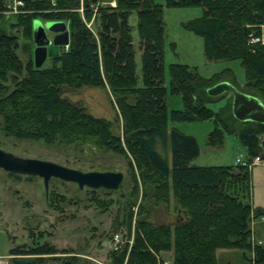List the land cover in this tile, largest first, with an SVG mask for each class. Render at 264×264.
I'll list each match as a JSON object with an SVG mask.
<instances>
[{"label":"trees","instance_id":"trees-1","mask_svg":"<svg viewBox=\"0 0 264 264\" xmlns=\"http://www.w3.org/2000/svg\"><path fill=\"white\" fill-rule=\"evenodd\" d=\"M7 1L0 0V113L4 133L49 145H89L95 151H112L127 159L132 187L123 220H127V236L132 235V242L110 250V263L161 264L160 254L167 252L171 264H219L218 249H237L252 254L244 257L249 264H264V247L251 238V221L264 215V208L251 204V168L241 164L191 165L199 153L195 138L176 128L167 129L169 119H212L208 144L220 146L225 132L235 134L248 158L260 155L264 159V123L237 120L230 102L219 111L207 106L217 99L207 89L226 81L223 77L230 74L229 69L203 77L196 67L171 63L168 91L180 95L183 109L168 113L161 4L154 0H115L111 7L99 4L100 0H82L81 16L77 11L81 0H54V6L50 0H24V12L14 15L15 22L10 24L13 33L2 26ZM166 5L202 9L199 17L184 26L203 37L206 61L238 60L247 90L238 89L264 104V46H256L253 52L248 44L250 31L258 30L253 26L264 23V0H166ZM132 11L136 12L141 50L140 86L128 23ZM92 17L95 33L86 23ZM39 19L67 22L70 42L67 49L50 58V66L36 68L30 54L23 62L17 49L19 36L32 40V23ZM26 47L29 42L22 45ZM229 82L236 87L234 79ZM85 86L108 89L121 119V133L111 121L93 116L62 95V89ZM139 187L141 199L137 202L133 197ZM95 190H91L92 199L107 205L96 198ZM171 201L174 221H152V210L159 206L169 210ZM52 251L43 244L28 254Z\"/></svg>","mask_w":264,"mask_h":264},{"label":"rangeland","instance_id":"rangeland-1","mask_svg":"<svg viewBox=\"0 0 264 264\" xmlns=\"http://www.w3.org/2000/svg\"><path fill=\"white\" fill-rule=\"evenodd\" d=\"M154 1L161 4L163 8L165 30L163 83L167 88L168 113L171 110L183 109L180 95L171 94L168 91L171 63L196 67L203 77H210L214 73L229 69L230 74H226L223 77L224 80L229 82L234 79L237 88L247 90L244 86L245 72L240 62L238 60L207 62L204 56L203 37L184 26L202 14L200 7H169L166 5V0ZM3 13L5 18L2 26L6 31L14 33L10 24L15 22L16 14L7 10ZM92 22L93 17L86 23L95 33ZM128 23L132 28L136 75L140 86L142 84L141 50L138 47L139 35L135 11L130 13ZM66 24L68 26L67 22ZM18 41L17 54L22 61L26 62L29 54L33 58L32 40L19 36ZM25 42H29V48H22ZM51 63V59L47 57L42 66H50ZM62 95L81 104L93 116L111 121L115 131L122 132L121 119L107 88L89 86L79 90L65 88L62 89ZM216 98L215 102L207 105L213 111H219L227 102L231 103L232 96L229 92H225ZM2 117L0 113V149L19 157L52 161L82 171H120L123 174V180L116 190L101 188L95 190L96 198L108 202L107 205L101 206L96 199H92L93 194L90 188L79 189L75 183L51 178L48 192L45 193L41 178L24 175L14 177L0 168V264H21V262L26 264H111L109 251L112 250L110 245L112 236L118 234L122 240H125L120 245L121 249L125 244L130 245L132 242V235L127 236V220H123L124 208L132 187L127 159L112 151H95L89 145L83 147L49 145L42 140L7 135L2 129ZM213 127L212 119L185 122L169 119L167 122L168 131L176 128L181 133L195 138L199 153L191 159V165H237L235 159L239 154L244 159L248 158L246 149L235 134L225 132L220 146L208 144V135ZM166 156L170 165L169 147ZM250 191L251 204L256 208H264V159L263 163L251 166ZM133 199L140 201L141 187ZM172 205L171 201L169 210H166L164 206L152 210L151 220L156 223H172L176 216ZM134 210L136 211V207ZM262 217L264 219V216ZM133 224L134 219L132 226ZM43 244L52 247L54 251L28 254L33 253L30 252L32 248ZM12 249L18 250V253H12ZM165 254L170 255L167 252ZM245 254L249 257L250 252L245 251ZM238 260L242 264H249L246 259L240 260L238 257Z\"/></svg>","mask_w":264,"mask_h":264},{"label":"water","instance_id":"water-1","mask_svg":"<svg viewBox=\"0 0 264 264\" xmlns=\"http://www.w3.org/2000/svg\"><path fill=\"white\" fill-rule=\"evenodd\" d=\"M32 42L34 45L32 60L36 68L41 67L47 57H55L69 45L70 32L63 20H34L32 23ZM229 92L231 113L239 121L264 123V104L254 95L240 91L228 81H220L207 89L211 96H219ZM0 168L7 173L24 176H37L42 179L45 193L48 192L49 181L57 178L65 182L75 183L79 189L119 188L123 174L120 171H82L52 161L19 157L0 149Z\"/></svg>","mask_w":264,"mask_h":264},{"label":"built area","instance_id":"built-area-1","mask_svg":"<svg viewBox=\"0 0 264 264\" xmlns=\"http://www.w3.org/2000/svg\"><path fill=\"white\" fill-rule=\"evenodd\" d=\"M52 6L55 5L54 0H50ZM25 2L24 0H8L7 1V11L19 14L24 12L23 9H21L24 6ZM99 4L103 6H111L114 7L116 5L115 0H100ZM96 6H93V9L95 10ZM77 11L82 15L83 13V6L82 1H80V7L77 9ZM42 21V20H41ZM45 21V20H43ZM253 27H256L258 30L252 29L248 35V44L253 52H255L256 46H264V23H260L258 25H254ZM252 27V28H253ZM68 45H65L62 50L67 49ZM263 163V159L260 155L253 156L252 158H246L244 159L241 154L238 155V157L235 159V164H241L246 165L247 167L251 168L253 165L261 164ZM125 240H122L118 234H115L112 236V244L111 249L112 250H118L120 248V245L124 243ZM161 264H169L165 260H161Z\"/></svg>","mask_w":264,"mask_h":264},{"label":"crops","instance_id":"crops-1","mask_svg":"<svg viewBox=\"0 0 264 264\" xmlns=\"http://www.w3.org/2000/svg\"><path fill=\"white\" fill-rule=\"evenodd\" d=\"M173 213H174V210H173ZM261 217L255 218L251 221V231H252L251 238H252L253 243L260 244L264 247V219L263 217L262 218ZM259 219L261 220L258 221ZM216 254L218 257L219 264H242V262L241 263L239 262L238 257H240V260H243L245 259L244 257L246 256L245 252H243L242 250H237V249H218ZM251 256L252 254L250 253L249 257ZM160 257L162 258L161 260H165L169 264H171L170 257L166 255L165 253L160 254Z\"/></svg>","mask_w":264,"mask_h":264}]
</instances>
